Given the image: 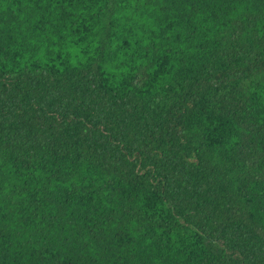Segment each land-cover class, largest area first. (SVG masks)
Returning <instances> with one entry per match:
<instances>
[{"label":"trees","instance_id":"obj_1","mask_svg":"<svg viewBox=\"0 0 264 264\" xmlns=\"http://www.w3.org/2000/svg\"><path fill=\"white\" fill-rule=\"evenodd\" d=\"M0 264H264V0H0Z\"/></svg>","mask_w":264,"mask_h":264}]
</instances>
